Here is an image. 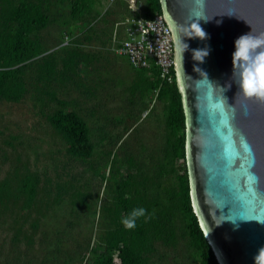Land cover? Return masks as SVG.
Wrapping results in <instances>:
<instances>
[{
  "label": "trees",
  "instance_id": "trees-1",
  "mask_svg": "<svg viewBox=\"0 0 264 264\" xmlns=\"http://www.w3.org/2000/svg\"><path fill=\"white\" fill-rule=\"evenodd\" d=\"M136 1L140 4L139 14L113 21L110 18L115 14V7L106 9L96 20V23H104L109 31L108 50L113 43V33L117 40L123 36L118 22L128 17H152L161 12L159 0ZM93 5L94 0H0V100L21 102L26 97L33 98L53 133L63 142L66 158L61 161V171H56L54 176L45 168L39 171L21 163L0 179V206L4 209L1 212L10 211L15 214L13 219L20 223L12 238L18 239L22 233L24 243L32 246L39 221L49 210L50 202L68 201L71 210L84 208L93 220L95 202L87 190L81 189L84 173L71 172L72 165L80 163L85 166L83 170L92 171V178L99 175L113 195L112 203L102 207L106 228L99 234L97 243L85 249L87 264H164L165 250L179 239L196 264H219L191 205L185 160L186 115L175 70L174 78L168 81L160 80L154 68L134 67L139 73L128 86L130 102L142 100L144 103V96L150 92L162 103V141L155 149L154 156L157 155L149 156L148 164L131 155L123 139L135 125H125L121 133L103 124L91 127L85 116L70 107L72 103H79L77 97L68 99L57 94L61 88L86 97L95 94V87L84 81L86 68L94 57L89 50L82 49V41L71 38L73 31L62 27L65 18L59 20L63 10H67L73 22L88 15L94 18L98 12L92 13ZM54 22H61L57 26L63 33L54 42L57 46L49 49L42 31ZM84 38L88 40L89 36ZM98 104L96 101L89 107L95 109ZM148 105H144L145 109ZM45 108L50 109L48 113ZM111 123L117 127V118ZM115 145L113 162L117 160V167L105 176L100 166L111 160ZM95 152L100 153L96 161L90 158ZM179 159L183 166L181 173L176 172ZM54 167L56 170L58 165ZM172 176L176 179L174 185L168 181ZM138 206L147 210L145 217L137 220L134 229L125 228L121 217ZM27 216L31 217L29 231L24 228ZM60 243L61 236H58L48 253L58 250Z\"/></svg>",
  "mask_w": 264,
  "mask_h": 264
},
{
  "label": "water",
  "instance_id": "water-1",
  "mask_svg": "<svg viewBox=\"0 0 264 264\" xmlns=\"http://www.w3.org/2000/svg\"><path fill=\"white\" fill-rule=\"evenodd\" d=\"M159 1L174 40L193 211L219 264H264V100L235 97L234 84L223 91L234 40L264 33V0ZM193 20L207 38L184 37L182 57ZM197 48L209 49L202 63L192 59Z\"/></svg>",
  "mask_w": 264,
  "mask_h": 264
},
{
  "label": "rangeland",
  "instance_id": "rangeland-1",
  "mask_svg": "<svg viewBox=\"0 0 264 264\" xmlns=\"http://www.w3.org/2000/svg\"><path fill=\"white\" fill-rule=\"evenodd\" d=\"M124 3L127 4L126 8ZM115 7V14L110 18L113 21L123 16L141 13L140 4L136 0H94L92 13L98 12L96 18H90L88 15L79 22L70 21L67 10L61 11L59 20L62 21L63 18L66 20L62 27L73 31L71 38L82 41V49L89 50L94 57L86 68L84 81L95 87L96 91L93 96L86 97L74 90L67 91L61 88L57 94L68 99L77 97L79 103L77 105L72 103L70 107L85 116L91 127L103 124L107 129L121 133L125 125L131 127L135 125L132 131L123 136V139L127 142L131 155L148 164L149 156L151 154L154 156L155 149L162 141V103L155 99V93L151 95L150 92L144 96V103L141 102L142 100H133V102L127 100L130 96L128 86L139 71L125 63L123 58L118 60L113 51L107 49L109 31L104 23H96L106 9L108 11ZM60 23L54 22L42 31L49 49H54L57 46L54 42L61 38L63 32L57 26ZM90 26L92 29L88 30ZM114 27L117 28L116 24ZM86 35L89 36L88 40L84 38ZM112 36L114 37L115 33ZM96 101L99 102L98 106L91 109L89 105ZM144 105L145 107L148 105L147 109ZM50 109L45 108L47 113ZM115 118L118 122L117 127L111 123ZM92 137L95 138V132L92 133ZM116 146L112 153L117 149ZM63 148V142L53 133L33 98L29 96L21 102L0 100V179L13 171L16 164L21 163L39 171L45 168L49 175L54 176L56 171H61V161L66 159ZM99 154L95 152L90 158L96 161ZM115 158L114 153L112 157L110 156L111 160L101 164L105 176L110 175V169L117 167V160L116 163L113 162ZM181 161V159L176 161L178 166L176 172L179 173L183 171ZM56 164L58 167L55 170L53 165ZM84 167L83 164L75 163L71 167V172L84 173L83 179L81 177L79 179H82L81 189L87 190L95 202L96 213L93 220H90L91 216L85 213L84 208L78 211L71 210L68 201H63L61 204L50 202L49 210L39 221L34 234V243L29 246L24 243L25 238L22 233L19 234L18 239L12 238L16 226L20 223L13 219L15 214H10V211L2 213L1 210L4 209L1 205L0 264H87L85 249L96 244L99 234L106 228L107 222L102 215V207L112 203L113 195L109 190L107 191L105 181L99 175L92 178V171L83 170ZM168 181L174 185L176 179L172 176ZM31 217L27 216L24 221V228L27 231L30 229ZM58 236H61L59 249H53L52 253H48ZM165 252L162 258L164 264H196L181 239Z\"/></svg>",
  "mask_w": 264,
  "mask_h": 264
},
{
  "label": "clouds",
  "instance_id": "clouds-1",
  "mask_svg": "<svg viewBox=\"0 0 264 264\" xmlns=\"http://www.w3.org/2000/svg\"><path fill=\"white\" fill-rule=\"evenodd\" d=\"M199 2L203 3V0H199ZM195 18L197 20H209L203 17ZM184 37L204 40L207 38V33L199 23L193 20L189 33L180 38V43L183 45L182 57L183 53L188 50V44L183 40ZM191 53L194 61L202 63L209 54V49H192ZM231 62V76L223 91L234 84L237 88L235 97L239 94L246 99L264 100V33L255 35L250 31L238 36L234 40ZM194 70L199 74L203 73L207 77L206 73L198 66L194 65ZM146 212L147 210L142 206L134 207L125 216L121 217V223L127 229H134L137 220L145 217Z\"/></svg>",
  "mask_w": 264,
  "mask_h": 264
},
{
  "label": "built area",
  "instance_id": "built-area-1",
  "mask_svg": "<svg viewBox=\"0 0 264 264\" xmlns=\"http://www.w3.org/2000/svg\"><path fill=\"white\" fill-rule=\"evenodd\" d=\"M123 33L113 37L115 57L136 68H154L160 80L174 78V40L161 12L152 17H128L117 23ZM64 43L67 42L65 35Z\"/></svg>",
  "mask_w": 264,
  "mask_h": 264
}]
</instances>
